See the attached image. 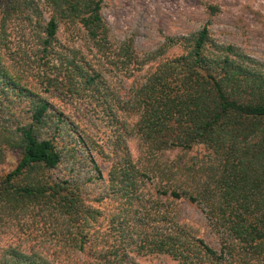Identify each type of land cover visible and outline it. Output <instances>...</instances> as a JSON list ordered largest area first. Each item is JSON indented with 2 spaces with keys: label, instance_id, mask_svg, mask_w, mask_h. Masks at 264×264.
Returning <instances> with one entry per match:
<instances>
[{
  "label": "trees",
  "instance_id": "16d2710c",
  "mask_svg": "<svg viewBox=\"0 0 264 264\" xmlns=\"http://www.w3.org/2000/svg\"><path fill=\"white\" fill-rule=\"evenodd\" d=\"M102 10L0 0V164L20 155L0 176V264H139L131 252L264 264V62L215 41L208 23L141 51ZM52 90L92 98L115 128L105 178ZM149 178L157 191H143ZM181 198L216 247L179 220Z\"/></svg>",
  "mask_w": 264,
  "mask_h": 264
},
{
  "label": "rangeland",
  "instance_id": "374dc122",
  "mask_svg": "<svg viewBox=\"0 0 264 264\" xmlns=\"http://www.w3.org/2000/svg\"><path fill=\"white\" fill-rule=\"evenodd\" d=\"M209 5L217 7L214 14L210 13ZM102 12L113 32L118 37H132L141 51L155 47L168 35H180L208 23L215 41L237 45L255 59L264 62V0H103ZM17 44L18 40L15 48ZM52 91L55 93V96H51L54 105L83 129L91 146V150H85L84 155H91L105 178L111 165L106 155H112L115 128L87 95L76 93L69 97L58 94L56 90ZM129 147L136 157L137 140L129 139ZM167 154L169 158H174L177 151H169ZM19 157L17 152H7L0 164V176L12 169ZM68 167L69 163L64 161L55 170V174L60 176L66 173ZM92 186L97 188L98 185ZM156 188L154 178L145 179L143 191H157ZM174 202L179 220L197 229L200 237L216 247L215 238L201 210L184 198ZM80 255L75 257L65 254L62 264L86 263L84 261L87 257ZM131 255L139 264H176L166 254L131 252Z\"/></svg>",
  "mask_w": 264,
  "mask_h": 264
}]
</instances>
